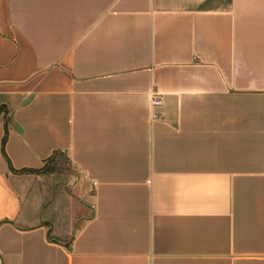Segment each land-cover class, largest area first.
<instances>
[{
	"label": "crops",
	"instance_id": "crops-1",
	"mask_svg": "<svg viewBox=\"0 0 264 264\" xmlns=\"http://www.w3.org/2000/svg\"><path fill=\"white\" fill-rule=\"evenodd\" d=\"M0 264H264V0H0Z\"/></svg>",
	"mask_w": 264,
	"mask_h": 264
},
{
	"label": "rangeland",
	"instance_id": "rangeland-1",
	"mask_svg": "<svg viewBox=\"0 0 264 264\" xmlns=\"http://www.w3.org/2000/svg\"><path fill=\"white\" fill-rule=\"evenodd\" d=\"M44 167L46 171L51 170L52 175H42L40 180L41 186H46L47 189H51L55 193L56 198H58L56 201L59 206L58 208L64 212L68 204L74 206L76 202L71 201L67 204L60 195L58 197L59 190H62L64 187L67 188L69 181L73 180V175L69 174L71 169L67 158L62 151H54L44 162ZM46 188L44 187V189ZM71 227L73 228L74 225L71 224Z\"/></svg>",
	"mask_w": 264,
	"mask_h": 264
},
{
	"label": "built area",
	"instance_id": "built-area-1",
	"mask_svg": "<svg viewBox=\"0 0 264 264\" xmlns=\"http://www.w3.org/2000/svg\"><path fill=\"white\" fill-rule=\"evenodd\" d=\"M161 103V95L158 91L151 89L149 92V106L151 108L150 115L152 118L156 117L157 113L153 110L154 107ZM94 183V180L92 181Z\"/></svg>",
	"mask_w": 264,
	"mask_h": 264
},
{
	"label": "trees",
	"instance_id": "trees-1",
	"mask_svg": "<svg viewBox=\"0 0 264 264\" xmlns=\"http://www.w3.org/2000/svg\"><path fill=\"white\" fill-rule=\"evenodd\" d=\"M5 133H6V126H5V123H4V126H3L2 142H3L4 138H5ZM48 158H49V157H48ZM48 158H47V159H48ZM45 161H46V160H45ZM45 161H44V162H45ZM43 168H44V164L42 165V167L40 168V170L43 169Z\"/></svg>",
	"mask_w": 264,
	"mask_h": 264
}]
</instances>
